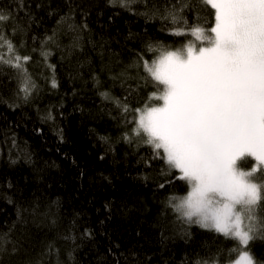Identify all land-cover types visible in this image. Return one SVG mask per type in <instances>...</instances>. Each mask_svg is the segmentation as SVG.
I'll use <instances>...</instances> for the list:
<instances>
[{
	"label": "trees",
	"instance_id": "obj_1",
	"mask_svg": "<svg viewBox=\"0 0 264 264\" xmlns=\"http://www.w3.org/2000/svg\"><path fill=\"white\" fill-rule=\"evenodd\" d=\"M0 15L14 46L0 39V264L236 262L243 246L174 211L189 185L135 131L137 110L162 104L145 61L206 44L191 33L214 26V10L203 0H0ZM17 55L29 57L19 68ZM246 249L264 264V239Z\"/></svg>",
	"mask_w": 264,
	"mask_h": 264
},
{
	"label": "snow or ice",
	"instance_id": "obj_2",
	"mask_svg": "<svg viewBox=\"0 0 264 264\" xmlns=\"http://www.w3.org/2000/svg\"><path fill=\"white\" fill-rule=\"evenodd\" d=\"M203 2L214 10V26L191 34L207 46L162 50L145 61L163 86L156 97L162 104L138 109L135 131L189 185L186 195L171 198L179 217L235 240L243 264H256L245 249L264 239V216L257 214L264 211V180L256 175H264V0ZM169 15L175 22L176 11ZM0 39L12 53L11 41ZM21 59L29 57L15 56L13 66L21 67ZM23 90L27 95V85ZM245 157L257 166L240 170L237 161Z\"/></svg>",
	"mask_w": 264,
	"mask_h": 264
},
{
	"label": "rangeland",
	"instance_id": "obj_3",
	"mask_svg": "<svg viewBox=\"0 0 264 264\" xmlns=\"http://www.w3.org/2000/svg\"><path fill=\"white\" fill-rule=\"evenodd\" d=\"M189 46V45H188ZM193 46H195L196 48H198V47H200V46H207L206 44H202V45H199V46H197V45H193ZM186 48H187V45H186V47H184V48H182V49H184V50H186ZM177 50H180V49H177ZM171 51H176V50H171ZM159 106V105H158ZM246 158V157H245ZM249 158H251V157H249ZM243 159V158H242ZM242 159H240L239 161H237V166L239 165V163L241 162V160ZM251 159H253V158H251ZM257 166V162L256 161H254L253 162V164H252V167H250V168H241V167H239L238 166V168L240 169V170H242V171H250L253 167H256ZM257 177L259 178V179H261V180H264V175H262L260 172H257ZM245 250H247V249H245ZM231 264H243V262L240 260V258L236 261V262H234V263H231Z\"/></svg>",
	"mask_w": 264,
	"mask_h": 264
}]
</instances>
